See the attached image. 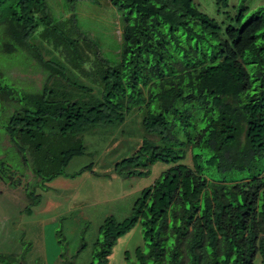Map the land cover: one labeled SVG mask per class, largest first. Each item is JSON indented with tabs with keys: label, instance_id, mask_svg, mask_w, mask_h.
I'll return each instance as SVG.
<instances>
[{
	"label": "trees",
	"instance_id": "16d2710c",
	"mask_svg": "<svg viewBox=\"0 0 264 264\" xmlns=\"http://www.w3.org/2000/svg\"><path fill=\"white\" fill-rule=\"evenodd\" d=\"M213 1L218 13L228 4ZM106 2L119 21L112 61L74 13L54 19L46 0H0V137L10 145L0 147V182L19 181L9 151L47 181L83 153V132L130 116L142 136L114 173L165 168L126 218L102 220L89 264H108L136 224L143 245L125 264H264V6L243 19L240 0L223 23L193 0ZM9 62L38 72L40 86L12 81ZM28 189L29 213L39 196Z\"/></svg>",
	"mask_w": 264,
	"mask_h": 264
},
{
	"label": "rangeland",
	"instance_id": "374dc122",
	"mask_svg": "<svg viewBox=\"0 0 264 264\" xmlns=\"http://www.w3.org/2000/svg\"><path fill=\"white\" fill-rule=\"evenodd\" d=\"M95 1H98L96 5ZM193 2L209 18L224 23L225 14L221 13L233 15L240 0H228L226 8L219 13L213 0ZM244 5L249 10L243 19L258 6H264V0H244ZM46 6L54 19L74 13L78 27L96 43L98 41L101 57L108 61L115 58L119 47L115 31L119 21L106 0H76L73 8L63 0H46ZM12 62L6 69L12 81L40 86L42 77L38 72L30 68L22 72L25 66ZM131 120L132 117L126 116L119 126H96L83 132L80 135L83 153L69 161L63 175L47 181L34 178L29 166L21 164L17 153L9 151L13 180L19 181L13 187L0 182V254L13 256V261L2 264L91 262L92 243L98 237L97 229L102 220L108 216L117 221L126 218L140 191L151 185L165 168L155 163L148 168V176L141 178H122L114 173L115 163L127 158L142 136L131 125ZM9 146L6 138L0 137L1 149ZM87 165H91L90 171L80 173ZM28 185L29 193L39 196V203L30 207L29 213L25 209L30 200L24 198V187ZM142 245L141 227L136 224L116 240L107 263L125 264L124 252L132 258L134 249Z\"/></svg>",
	"mask_w": 264,
	"mask_h": 264
}]
</instances>
